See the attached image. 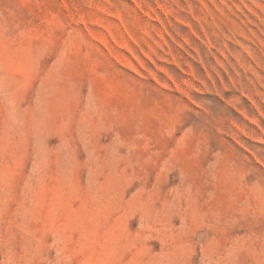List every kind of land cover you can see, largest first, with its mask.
<instances>
[{
	"label": "rangeland",
	"instance_id": "1",
	"mask_svg": "<svg viewBox=\"0 0 264 264\" xmlns=\"http://www.w3.org/2000/svg\"><path fill=\"white\" fill-rule=\"evenodd\" d=\"M0 264H264V0H0Z\"/></svg>",
	"mask_w": 264,
	"mask_h": 264
}]
</instances>
